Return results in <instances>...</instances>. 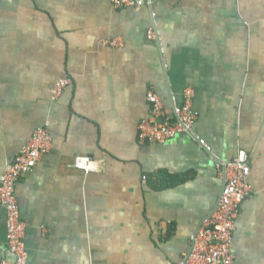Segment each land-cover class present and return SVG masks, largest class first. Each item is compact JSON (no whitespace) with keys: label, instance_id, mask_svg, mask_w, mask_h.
I'll return each mask as SVG.
<instances>
[{"label":"crops","instance_id":"1","mask_svg":"<svg viewBox=\"0 0 264 264\" xmlns=\"http://www.w3.org/2000/svg\"><path fill=\"white\" fill-rule=\"evenodd\" d=\"M145 1L0 0V176L38 126L53 137L16 186L27 264H185L221 196L216 162L240 150L253 191L231 248L235 264H264V0ZM187 88L192 131L141 143L148 92L174 115ZM78 155L104 165L68 169Z\"/></svg>","mask_w":264,"mask_h":264},{"label":"built area","instance_id":"2","mask_svg":"<svg viewBox=\"0 0 264 264\" xmlns=\"http://www.w3.org/2000/svg\"><path fill=\"white\" fill-rule=\"evenodd\" d=\"M115 8L140 7L145 0H111ZM153 28L149 36L154 38ZM117 46L115 40L107 41ZM72 82L70 77L59 79L52 89V99L57 100L66 87ZM195 91L187 88L184 92V103L176 107L174 115H170L158 93L150 90L147 99L150 113L138 125V138L141 143H164L178 134L191 132L198 112L194 108ZM50 122L38 126L30 140L22 147L16 158L9 162L0 176V205L6 213L7 249L13 260L3 259L1 264H27L28 250L26 246L27 222L21 214V206L16 195V186L20 177L34 170L41 157L53 145ZM205 145L204 139H199ZM209 149V148H208ZM104 163L89 155H78L68 169L78 168L85 173L99 171ZM225 184L215 212L207 217L198 229L193 250L186 264H235L232 252V241L236 231V220L240 214L242 203L253 191L249 181L250 164L248 153L240 150L237 156L228 161H217Z\"/></svg>","mask_w":264,"mask_h":264},{"label":"water","instance_id":"3","mask_svg":"<svg viewBox=\"0 0 264 264\" xmlns=\"http://www.w3.org/2000/svg\"><path fill=\"white\" fill-rule=\"evenodd\" d=\"M10 162H11V161H10ZM224 184H225V181H224ZM219 200H220V197H219V199H218V201H217V203H216L214 209L211 211V213H210L207 217H210V216L215 212V210H216V208H217V206H218ZM207 217H206V218H207ZM206 218H205V219H206ZM205 219H204V220H205ZM204 220H203V221H204ZM202 223H203V222H202ZM202 223H201V224H202ZM201 224L199 225L198 229L200 228ZM197 232H198V230H197L196 233L194 234L192 247H191L190 251H189V252L187 253V255H186L185 264L187 263V260H188L190 254H191V252H192V250H193V247H194V244H195V238H196Z\"/></svg>","mask_w":264,"mask_h":264}]
</instances>
